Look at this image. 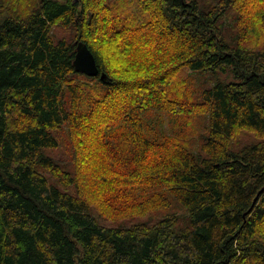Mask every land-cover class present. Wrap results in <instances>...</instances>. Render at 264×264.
I'll list each match as a JSON object with an SVG mask.
<instances>
[{
  "label": "trees",
  "instance_id": "trees-1",
  "mask_svg": "<svg viewBox=\"0 0 264 264\" xmlns=\"http://www.w3.org/2000/svg\"><path fill=\"white\" fill-rule=\"evenodd\" d=\"M263 188L264 0H0V264H264Z\"/></svg>",
  "mask_w": 264,
  "mask_h": 264
},
{
  "label": "rangeland",
  "instance_id": "rangeland-1",
  "mask_svg": "<svg viewBox=\"0 0 264 264\" xmlns=\"http://www.w3.org/2000/svg\"><path fill=\"white\" fill-rule=\"evenodd\" d=\"M55 33L57 34L58 38L67 37V38L72 39V37L68 33L63 32L62 29L55 30ZM178 80L186 83L189 86V88H191L194 91L193 97L190 98V100H193V101L200 100L199 95L201 94L202 88L207 85H210V83L212 82V80L207 76L206 73H202V72H199L198 70L189 69V68L184 69V71L182 72V75H180ZM185 98H187V96ZM57 155L65 156V150L63 148H60V150L57 152ZM177 207H179V204L175 202L172 208L160 210L159 215H163L170 211L178 212Z\"/></svg>",
  "mask_w": 264,
  "mask_h": 264
},
{
  "label": "water",
  "instance_id": "water-1",
  "mask_svg": "<svg viewBox=\"0 0 264 264\" xmlns=\"http://www.w3.org/2000/svg\"><path fill=\"white\" fill-rule=\"evenodd\" d=\"M74 65L77 71L85 73L89 76H98L100 70L96 61V57L89 49L88 45L83 41L77 43V52L74 60ZM107 74H101V79L106 80ZM264 192V188L260 193Z\"/></svg>",
  "mask_w": 264,
  "mask_h": 264
},
{
  "label": "bare ground",
  "instance_id": "bare-ground-1",
  "mask_svg": "<svg viewBox=\"0 0 264 264\" xmlns=\"http://www.w3.org/2000/svg\"><path fill=\"white\" fill-rule=\"evenodd\" d=\"M79 42V41H78Z\"/></svg>",
  "mask_w": 264,
  "mask_h": 264
}]
</instances>
